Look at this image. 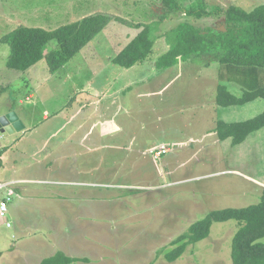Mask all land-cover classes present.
Instances as JSON below:
<instances>
[{
  "label": "rangeland",
  "instance_id": "374dc122",
  "mask_svg": "<svg viewBox=\"0 0 264 264\" xmlns=\"http://www.w3.org/2000/svg\"><path fill=\"white\" fill-rule=\"evenodd\" d=\"M197 1L245 10L264 4L178 0ZM98 12L124 22H111L54 73L43 59L29 70H14L4 93L0 86V109L11 99L27 125L0 132V181L21 179L0 215V264H40L58 252L78 258L69 264H232L234 219L213 222L209 235L175 260L165 254L210 211L260 200L264 127L237 145L219 139L214 128L218 119L261 113L264 99L216 105L218 84L236 90L225 81L229 73L193 56L156 67L167 48L158 36L148 59L129 68L116 65L112 59L139 31L135 25L151 24L158 33L159 0H0V37L18 25L54 29ZM184 20L199 27L223 24L216 16L179 13L167 15L160 32ZM30 93L35 96L26 99ZM4 194L0 190V203Z\"/></svg>",
  "mask_w": 264,
  "mask_h": 264
},
{
  "label": "trees",
  "instance_id": "16d2710c",
  "mask_svg": "<svg viewBox=\"0 0 264 264\" xmlns=\"http://www.w3.org/2000/svg\"><path fill=\"white\" fill-rule=\"evenodd\" d=\"M159 1L163 5V14L158 17L159 25L167 15L183 13L196 19L216 16L221 19L225 30L213 25L199 27L184 20L164 33L160 32L158 25V33H155L153 25L137 24L135 27L139 31L130 35L128 42L113 57L116 65L129 68L148 59L158 36L166 41L167 48L157 57L156 67L163 70L193 56L203 58L206 66L212 61L217 62L221 73H229L225 81L237 85L241 95L236 96L225 84H218L214 98L216 105L228 107L243 105L257 98L264 99V85L260 84L264 82V78H260L261 72H264V4L245 10L237 5L224 8L207 6L203 1H197L196 5H186L178 0ZM121 20L118 16L98 12L54 29L18 25L0 37V43L9 47L6 66L23 72L44 59L48 70L54 73L111 22H124ZM51 41H55L56 45L48 49ZM262 127L264 110L242 121L216 120L214 132L219 139L229 138L233 145H237ZM229 219L238 221L231 244L232 264H264V243L259 241L264 237V188L255 204L212 210L191 223L187 231L172 241L180 244L166 252V259L175 260L187 245L206 238L213 222ZM76 260L78 258L58 252L43 259L40 264H69Z\"/></svg>",
  "mask_w": 264,
  "mask_h": 264
},
{
  "label": "crops",
  "instance_id": "0c3cea01",
  "mask_svg": "<svg viewBox=\"0 0 264 264\" xmlns=\"http://www.w3.org/2000/svg\"><path fill=\"white\" fill-rule=\"evenodd\" d=\"M8 46V45H7ZM9 53V47L5 48L3 47L1 49V55H0V58L2 60V66L0 65V86L1 89H2V93L5 92V90H7L8 86L10 85V79H14V70L12 71V69H9L7 66H6V57ZM29 70V69H28ZM4 83L6 84L7 88L5 89L4 87ZM227 86V85H226ZM228 90L230 92H232L233 94L237 95L236 94V91L240 92V88L238 86H236V90H230L228 88ZM30 96L34 97L33 94H29V96H26V99H28ZM251 102V101H250ZM250 102H247V103H250ZM6 103L5 106H3V108L0 109V114H4L10 110H14L13 106H12V100L11 99H8L7 98V101L4 102ZM47 117V114H43V118ZM218 120H223V119H218ZM246 120V119H245ZM23 121V120H22ZM225 121V120H223ZM242 121V120H241ZM225 122H234V121H225ZM24 123V122H23ZM24 129L27 128V125L26 123H24ZM5 148V147H4ZM0 159H1V163H4L5 162V151L2 152V154L0 155ZM19 181H21V179H16V178H11V179H5L3 181H0V190H4L5 191V196L9 195L10 197L14 194V191L12 190V185L13 184H17ZM264 188V187H263ZM4 196V197H5ZM3 197V198H4ZM2 198V199H3Z\"/></svg>",
  "mask_w": 264,
  "mask_h": 264
},
{
  "label": "water",
  "instance_id": "95a60500",
  "mask_svg": "<svg viewBox=\"0 0 264 264\" xmlns=\"http://www.w3.org/2000/svg\"><path fill=\"white\" fill-rule=\"evenodd\" d=\"M222 29L225 30L224 24L221 25ZM24 123L18 117L14 110H10L4 114H0V132L7 134H13L24 129Z\"/></svg>",
  "mask_w": 264,
  "mask_h": 264
},
{
  "label": "built area",
  "instance_id": "2783aa9c",
  "mask_svg": "<svg viewBox=\"0 0 264 264\" xmlns=\"http://www.w3.org/2000/svg\"><path fill=\"white\" fill-rule=\"evenodd\" d=\"M157 154H159V153L156 152L155 155H157ZM9 199H10V196H9V195L5 196V197L2 199V201H1V203H0V215H4L5 212L7 211V205H6V202L9 201Z\"/></svg>",
  "mask_w": 264,
  "mask_h": 264
}]
</instances>
